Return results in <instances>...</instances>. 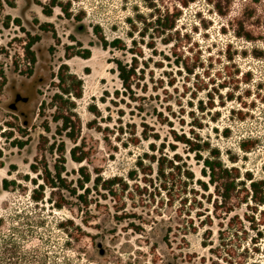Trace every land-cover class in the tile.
I'll use <instances>...</instances> for the list:
<instances>
[{"label": "rangeland", "instance_id": "1", "mask_svg": "<svg viewBox=\"0 0 264 264\" xmlns=\"http://www.w3.org/2000/svg\"><path fill=\"white\" fill-rule=\"evenodd\" d=\"M60 1L81 20L66 18L58 6L46 16L33 0H13L12 7L0 0V264H264V225L228 226L215 217L202 164L215 148L225 166L264 180V0ZM154 8L179 13L163 35L168 43L141 23L156 16ZM42 22L57 40L39 28ZM95 26L124 49L102 48ZM242 29L255 39L238 35ZM35 34L36 61L27 76L20 71L28 64L23 47ZM68 44L72 53L90 48L89 58L73 55L67 64L82 82L81 96L72 98L74 140L52 120L54 106L38 115L40 100L56 91L49 82ZM117 63L136 65L137 85L122 86ZM16 93L28 101L13 109ZM174 134L208 149L190 151ZM15 140H24L23 147ZM60 141L66 182L75 183L80 165L90 174L87 204L48 186L39 201L30 197L31 179L41 178L29 165L45 161L51 168ZM241 143L251 147L245 151ZM74 145L87 155L80 164L69 157ZM187 171L193 178L184 185ZM97 174L100 182L118 178L113 194L93 186ZM2 179L10 182L6 190ZM60 197L66 201L58 208ZM235 211L241 215L244 207Z\"/></svg>", "mask_w": 264, "mask_h": 264}, {"label": "trees", "instance_id": "2", "mask_svg": "<svg viewBox=\"0 0 264 264\" xmlns=\"http://www.w3.org/2000/svg\"><path fill=\"white\" fill-rule=\"evenodd\" d=\"M8 6H13V0H3ZM35 3L39 4L41 7V12L44 15H50L51 9L54 6H58L60 10L66 15V18H72L77 21H80L81 18L77 14L71 15L68 8V3H62L60 0H49L46 4H41L38 0H33ZM149 1V0H144ZM152 5V4H150ZM157 11L156 16L145 22V20L141 21V23H145V28L150 29L151 32L155 31L158 36L161 37L164 43H168L169 40H165L163 35H167L169 31H171L175 27V21L178 18L179 13L177 10L171 11L167 8L160 13L159 9L154 8ZM9 20V15L6 16L5 25H7ZM13 21L20 24L18 18H13ZM150 25V26H149ZM39 28L44 30L46 29V24H40ZM95 34L99 37L101 41V45L103 48L106 46H111L116 49H124V45L121 43L119 38H113L111 41L107 42L103 36L97 34L98 27H93ZM141 37H143V32L138 30L137 32ZM238 35L243 36L247 40H254L253 34L249 30H241L237 32ZM132 37V35H130ZM38 39V35H31L29 39L24 45V58L28 64H26L25 70H20L25 73V75L29 76L33 73V66L36 61V57L34 51L32 50V45ZM264 40V38H262ZM131 42H135L134 38H131ZM149 47L151 44L146 43ZM80 47V44L79 46ZM66 49V48H65ZM79 48L76 52H66L67 55H78L83 58L89 57V50ZM130 49V48H128ZM69 51V50H68ZM133 52L132 50H130ZM17 64H15L16 68ZM136 65L130 64L126 67L125 64L117 63L118 77L121 80V84L125 89H130L132 85H137V80L140 78L136 74ZM188 72H191V68L185 66ZM0 74L2 71L0 70ZM56 81H51V85L56 90L52 93L49 98V101L46 103L42 101L40 105V109L49 106L50 108L55 107L52 113V120L58 121L60 123V128L64 131L65 135L74 140L75 131L79 125L78 120L73 118V101L72 98H78L81 96V86L82 82L80 78H77L75 74L71 73L68 69V66L64 63L59 64L57 71L53 74ZM211 105V104H209ZM202 110V107H199ZM89 111L93 114H96V108L94 106L89 107ZM18 130L22 133L26 131V128H22L19 125L16 126ZM48 125H44V130H48ZM44 136L41 135L42 142L40 146H44L46 142L44 141ZM174 139L177 141L187 145L190 151H194L195 153L208 149L207 146L200 144L198 142H191L188 138L181 134L177 136L174 134ZM15 146L21 148L24 145V140H15ZM53 144H50L49 148L52 147ZM241 149L248 150L251 146L241 143ZM56 151L59 152V158L57 162L52 164L51 168L48 166L45 161L42 164L38 165V162L32 163L29 165L32 172L36 173V175H40L41 182L36 183L35 179H31L33 184L36 186L31 189L30 197L34 201H39L42 198V192L44 186L53 187V188H61L67 191V193L72 197H77L81 204H87V196L84 197V192L87 191L88 186H85V183L91 181L90 174L86 170L84 165H80L77 168L78 177L75 180V183H67L65 178L63 177V172L65 171L64 163L65 157L63 156L65 148L63 141H60L58 144ZM209 157H205L202 159V164L204 166L203 174H206L207 182L212 186L211 193H213V198L210 199L207 197L206 202L210 203L212 206V211L215 217H221L226 219L228 226L234 224V222L240 224V226L247 223V227L254 229L257 226L264 225V180L263 179H255L253 175L247 170L240 173L239 169L235 166H225L219 157V152L215 148H211L208 150ZM69 157L73 162L81 163L83 160L87 158L86 152L81 150L77 145L72 146L69 150ZM1 156V152H0ZM232 161L234 159L231 158ZM261 169L264 171V161L261 164ZM186 180L183 181L184 185L188 181H192L193 175L190 171H187L185 174ZM200 187L204 190H207V185L205 182L198 181ZM9 181L7 179H2V188L7 189L9 185ZM77 183V185H76ZM93 186L97 188L98 186L103 190H106L108 193L113 194L112 187L119 183L117 177L103 179L100 182L99 174H97L92 179ZM76 188L82 189L81 193H76ZM211 193H208L210 196ZM66 199L64 197H60V199L55 203V205L60 208L65 204ZM182 203H185L184 201ZM244 207V211L241 213H237L235 210L241 207ZM262 207V208H260ZM207 216V215H206ZM223 216V217H222ZM256 234L261 236L259 230L256 231ZM12 251L17 252L16 247ZM25 253L21 254L20 257L24 258ZM40 264H44V261H40Z\"/></svg>", "mask_w": 264, "mask_h": 264}, {"label": "flooded vegetation", "instance_id": "3", "mask_svg": "<svg viewBox=\"0 0 264 264\" xmlns=\"http://www.w3.org/2000/svg\"><path fill=\"white\" fill-rule=\"evenodd\" d=\"M46 16H48V15H46ZM44 23L46 24V29H44V30L41 29V30L44 31V32H46V33L51 32V33H52V37H53V38H56L55 30L53 29L52 25H51L49 22H42V23H39V25H40V24H44ZM39 25H38V26H39ZM35 35H38V34H35ZM96 36H97V35H96ZM97 37H98V36H97ZM72 39H73V38H72ZM38 40H39V35H38V39H37L35 42H37ZM56 40H57V38H56ZM99 40H100V39H99ZM100 43H101V41H100ZM101 46H102V45H101ZM80 47H81V46H80ZM52 48H53V47H50V50H51ZM65 48H66V49H65ZM102 48H103V47H102ZM70 49H72V47L69 46V44L63 47V52H64L65 57H64L63 60L60 61L59 64H62V63L66 64V65L68 64V63H66V60H68L71 56H73V55H70V56H69V54L67 55V53H66V52H69L68 50H70ZM83 49H88V50H89V57H90V48H83ZM69 53H70V52H69ZM34 54H35V52H34ZM76 56H78V55H76ZM35 57H36V54H35ZM79 57H80V58H83V57H81V56H79ZM89 57H88V58H89ZM83 59H86V58H83ZM59 64H57L56 67H55L54 70H53V73H52V76H51V80H50V82H49V86H51V87H53V86L51 85V81L55 80V77L53 76V74L57 71ZM67 66H68V65H67ZM117 73H118V70H117ZM117 75H118V74H117ZM26 101H28V97H27V96H22V95H20L19 93H16V94H15V98H14V103H12V108H13V109L16 108V103H17V102H26ZM42 101H45L46 103L48 102V101H46V100H44V99L40 100L39 105H38V115L41 114L40 105H41ZM41 115H42V114H41ZM45 124H47V122H45V123L42 122V124H41V127L43 128V130H44V125H45ZM39 137H41V134H40Z\"/></svg>", "mask_w": 264, "mask_h": 264}, {"label": "bare ground", "instance_id": "4", "mask_svg": "<svg viewBox=\"0 0 264 264\" xmlns=\"http://www.w3.org/2000/svg\"><path fill=\"white\" fill-rule=\"evenodd\" d=\"M77 58H79L81 60H86V59H83V58H80V57H77ZM66 63L70 64V62L68 60L66 61Z\"/></svg>", "mask_w": 264, "mask_h": 264}, {"label": "water", "instance_id": "5", "mask_svg": "<svg viewBox=\"0 0 264 264\" xmlns=\"http://www.w3.org/2000/svg\"><path fill=\"white\" fill-rule=\"evenodd\" d=\"M10 107H12V104H10Z\"/></svg>", "mask_w": 264, "mask_h": 264}]
</instances>
